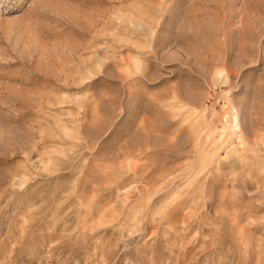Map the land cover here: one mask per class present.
Masks as SVG:
<instances>
[{
    "label": "rangeland",
    "instance_id": "rangeland-1",
    "mask_svg": "<svg viewBox=\"0 0 264 264\" xmlns=\"http://www.w3.org/2000/svg\"><path fill=\"white\" fill-rule=\"evenodd\" d=\"M0 264H264V0H0Z\"/></svg>",
    "mask_w": 264,
    "mask_h": 264
}]
</instances>
